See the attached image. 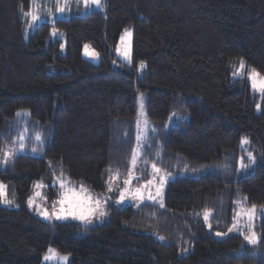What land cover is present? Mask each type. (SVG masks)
I'll list each match as a JSON object with an SVG mask.
<instances>
[{
  "label": "trees",
  "instance_id": "1",
  "mask_svg": "<svg viewBox=\"0 0 264 264\" xmlns=\"http://www.w3.org/2000/svg\"><path fill=\"white\" fill-rule=\"evenodd\" d=\"M48 1L56 4L39 3ZM104 1L103 10L39 22L26 36L30 0H0V146L12 147L20 134L25 143L0 165L16 204L0 205V264H41L48 247L68 254L67 264H262L264 245L216 232L243 196L264 205V107L254 111L249 82L233 75L241 59L264 75V0ZM127 24L129 64L115 54ZM84 44L97 61L81 55ZM138 93L151 131L135 172L144 182L155 163L173 175L163 200L118 206L109 198L98 225L34 215L27 202L38 179L52 195L51 176L61 172L101 191L111 168L120 174L116 189L123 185ZM244 134L256 158L246 170ZM257 228L264 233V216Z\"/></svg>",
  "mask_w": 264,
  "mask_h": 264
},
{
  "label": "snow or ice",
  "instance_id": "2",
  "mask_svg": "<svg viewBox=\"0 0 264 264\" xmlns=\"http://www.w3.org/2000/svg\"><path fill=\"white\" fill-rule=\"evenodd\" d=\"M69 2L70 0H55L56 3L55 12L53 13L52 11H47L46 12L47 17H51L52 22L54 23L57 14L63 16V14H65L66 11H68ZM30 4L33 6L30 9V11L23 13L26 18L30 17V19L27 20L28 28L34 27L37 24V22H39L44 18L41 15H38L41 7L39 0H30ZM83 4L85 7H88L90 5L101 6V0H83ZM125 32L127 35L130 36L129 30H125ZM51 34L52 36H57L58 35L57 29L53 28ZM121 40L122 41L124 40L123 36L121 37ZM61 47H63V45H61ZM88 49L89 46L85 45L86 55H91V56L98 55L97 53H95L94 50L89 52ZM117 51H120V49L118 48ZM123 56L129 61L131 60L130 46L125 47L123 49ZM140 66L141 68L144 67L143 61H141ZM244 67H245L244 61L241 59L240 69L237 72H235L234 75H241ZM247 78L251 83V87L253 91L258 90L262 98H264V78H261L259 73H256L255 69H252L249 72ZM140 99H141V109H142L143 94H141ZM256 107L257 109H260L261 105L257 104ZM137 128H138L137 137H136L137 147L132 150V156L130 160L131 168L128 172V178L123 181L125 187L123 189H120V199L118 202L124 201L127 197H131L138 201H144L145 199L155 201L157 197L161 196L163 185L166 182L168 175H170L167 173L161 175L162 169L157 167V165L153 163L151 165V168L153 170L152 179L147 180L144 185L137 187L134 190L131 191L129 190L131 181L133 179H138V177L134 175V170L137 166L138 159L140 156L139 149L142 148L143 144L146 143L148 139L149 122L147 120H144L143 127H141V122L138 120ZM36 139L39 140L40 137L37 136ZM247 143H249L248 137H241V144H247ZM17 144L18 147L16 146ZM24 149H25V143H24L23 134L18 135L12 147L5 149L3 146H0V165L8 164L15 158V156L19 152L23 151ZM35 150L36 149H33V151ZM157 155H159V153H157ZM255 159L256 158L252 154V152H248L247 153L248 163H245L244 162L245 158L241 157L240 168L242 170L248 169L253 163H255ZM107 171L109 172L108 191L111 192L114 190L112 182L118 180L120 174L118 171L113 173L111 168L107 169ZM157 176H159V186L156 187L155 195H153L151 191V187L154 186V182ZM62 177H63V172H61V177L58 178V182L61 189L65 190L61 193V198L57 202H53L52 205L53 211L51 213H49L47 208H40L39 206H37V211L39 212L40 215L44 216L46 219L49 220L53 218L57 220H66L68 218H72L84 222H91V218L93 216L95 215L104 216L106 214L103 210V205L99 198L94 199L92 196L84 194L87 190L84 187L83 183L80 184L79 191H77L75 187H69L70 181H66ZM33 187L40 188V187H44V185L41 184L40 182H35ZM145 193H147V195H145ZM36 195L39 196L40 193H36ZM0 203H4L7 205H11L13 203L12 200L8 199L7 185L3 184L2 182H0ZM34 203H35L34 198L29 197L28 200L29 206L30 207L33 206ZM56 203H59L60 205L58 210H56ZM246 204H247L246 197L242 201H236L237 210L234 212L233 223L232 226L228 229V232L229 233L233 231L239 232L243 236L244 241L248 245H251L254 248L259 249V246L264 245V233H257V231L255 230L254 221L257 216V213L264 216V206L258 207L257 205L252 204L251 207H246L245 206ZM160 206L163 207V204L161 203ZM203 215H204V220L207 222L209 220L211 212L209 210H205ZM242 218H246L247 220L246 230L245 228L240 226V220ZM209 228H211V224H209ZM227 234L228 233H222V232L216 233V235L218 236H223ZM160 238L164 239V237H160ZM241 247H243V245ZM53 257H56L60 261V264H64V262H66L68 259L67 256H59L54 249L49 248L48 254L45 255L44 260L50 261L53 259ZM262 264H264V261H262Z\"/></svg>",
  "mask_w": 264,
  "mask_h": 264
},
{
  "label": "rangeland",
  "instance_id": "3",
  "mask_svg": "<svg viewBox=\"0 0 264 264\" xmlns=\"http://www.w3.org/2000/svg\"><path fill=\"white\" fill-rule=\"evenodd\" d=\"M40 6L41 7H40V11H39L38 15H41L44 18L42 20H40L39 22H49V21H52V18L51 17H47L46 12L47 11H52L54 13L55 12V6H56V4L52 3L51 1H48L46 3L40 4ZM105 6H106V2L104 0H101V6L90 5L88 7H85L84 6L83 0H70L69 5H68V11H66V13L63 14V16H60L59 14H57L56 19L67 18V17H70L73 14H80V13H82V11L87 10V9L90 10V9L95 8V9L103 10L105 8ZM39 22H37V24L35 26H37ZM34 27L28 28L26 26V31H25L26 32V36H27V33H29V31L32 30ZM125 30H129L130 36L126 34ZM132 32L133 31H132L131 25H128L127 24V26H125L121 30V33H120V35H119V37L117 39V45H116V48H115L116 57H118V59H120L121 61H123L126 64H129V62H131V60H132V54H131V48H132V42H131ZM60 33L61 32H58L59 37H60ZM122 36L124 37V40L123 41L121 40V37ZM61 37H63V36L61 35ZM61 45H63V47H61V50H64L65 49V45H64V39L63 38H62ZM85 45H88V44H84L83 49L81 51V55L87 57L88 59H90L93 62L97 61L99 59V55L91 56V55H86L85 54ZM88 46H89V49H88L89 52H91V51L94 50L93 48H91L90 45H88ZM128 46H130V55H131V60L130 61L123 56V49L125 47H128ZM118 48L120 49V51H117ZM94 51H95V53H97L96 50H94ZM141 61L138 63V68H137V72L139 74H141V72L145 68V64H144V67L141 68V66H140ZM239 69H240V64L235 68V71L234 72H237ZM252 69H254V68L253 67L251 68V67L245 65V67H244L243 72H242L241 75H234V74L233 75L235 77H242L243 76L244 78H246L247 82H249L250 88H251V93L255 95L254 111L255 112H258V111H260L262 109V107H264V98H262V96H261V94H260V92L258 90L257 91H253V89L251 87V83H250L249 79L247 78L249 72ZM255 71H256V73H259V75H260L261 78H264V75H262L259 71H257L256 69H255ZM141 94H143V93H138L137 96H136V98H137V100H136V109H135L136 110V121L139 120L141 122V127H143V121L144 120H147L149 122V130H148V133H149L151 131V124H150V121L147 119L146 112H145V110H146L145 109V101H146V98H145V94H143V100H142L143 108L141 109V99H140ZM257 104H260L261 105V108L260 109H257V107H256ZM172 123H174V119L173 118H169L168 124L171 125ZM136 132H138L137 123H136ZM241 137H247V136L244 134ZM241 137H240L239 145H240L241 150H243V151H242V155L239 158V161H240L241 157H244L245 158L244 162L245 163H248L247 153L248 152H252V154H253V149L250 148V142L247 143V144H241ZM248 140H249V138H248ZM136 147H137V140H136V146H135V148ZM142 148H143V146H142ZM142 148L139 149L140 156L142 155L141 154ZM255 161H256V159H255ZM254 164L255 163H253V165ZM239 166H240V162H239ZM251 167H252V165L250 166V168ZM149 168H150V176H153V170H152L151 167H149ZM243 170H246V169H243ZM137 174L138 173L135 172V170H134V175L136 177L138 176ZM163 174H165V173L164 172H161V175H163ZM59 177H61V176L55 175V176H51V179H50L51 183L55 185V188L52 191V193H54V195H52V194H50L48 192V187L46 186L47 185V181H45L43 179L36 180V182H40L41 184H43L44 187H40V188H34L33 187V192L34 193L31 195V197L34 198L35 203L31 207L29 206L30 209L32 210L33 214L34 215H37L43 221H45V222L47 221L48 223H51V224H53V223H55L57 221L58 222L77 221L79 223L81 222V223H84V224H87V225H98V224H101L102 221L106 218V214L104 216H99V215L93 216L91 218V222H84V221H80L78 219H72V218H68L66 220H57V219L53 218V219L49 220V219H46L44 216H42V215L39 214V212L37 211V206H39L40 208H47L48 211H49V213H51L53 211V207H52L53 202H57L61 198V193L63 191H65L64 189H61V187L59 185V182H58V178ZM172 177H173V175H168L167 180H166V182L163 185L161 196L160 197H157V199L155 201H157V200L158 201H162L163 200L162 197H163L164 191L166 189L167 182ZM62 178L64 180H66V181H70L69 187H75L76 190L79 191V188H80V185L79 184L78 185L75 184L69 178H66V177H62ZM127 178H128V176H127ZM127 178H125V179H127ZM149 179H152V178L149 177L147 180H149ZM147 180H145L144 182H140L137 179H133L131 181L130 189L129 190L131 191V190L136 189L137 187H140V186L144 185ZM108 182H109V180L107 181L106 187L104 188V190H101V191H93V190H89L88 188L85 187L87 191L84 193L85 195L92 196L94 199L95 198H99L101 200V202H102L103 210H104L105 213H107L106 212V205H107V202H108V199L109 198H111V200H114L115 203L118 206H124L125 204H134L135 205V204H139V203H142V202H144V201L147 200V199H145L144 201H138V200H135V199H133L131 197H127L124 201L118 202L119 199H120V189H123L125 187V185L123 183L122 186H118L117 189H116L115 182L113 181L112 184H113V189L114 190L111 191V192H109L108 191ZM3 184H5V183H3ZM157 186H159V176L156 177V180L154 182V186L151 187V191H152L153 195H155V191H156V187ZM7 191H8V199L12 200L13 203L11 205H7V204H4V203H0V205L1 204L2 205H6V206L16 205L13 194H11V195L9 194L10 193V189H8V186H7ZM36 193H40V195L37 196ZM145 195H147V193H145ZM244 198L245 197L243 196L238 201H242ZM150 201H152V200H150ZM27 204H28V202H27ZM251 205L252 204H247L245 206L246 207H251ZM257 206L260 207V206H264V205H257ZM59 207H60L59 203H56V210H58ZM236 210H237V205H236V208L234 209L233 214L231 216L232 217L231 222L228 225L225 226V228H224L225 230L224 231H217V232L228 233L227 235L239 233L237 231H233V232H230V233L228 232V229L232 226V223H233V215H234V212ZM261 217H262L261 214L257 213V216H256L255 221H254L255 230L257 231V233H259V230L257 228V224H258L259 220L261 219ZM209 224L210 223H208V226H209ZM240 226L243 227V228H245V230H246V227H247V220H246V218H242L240 220ZM216 236H218V235H216ZM224 236H226V235L218 236V237H224ZM49 248H52V247H48V250H49ZM52 249H54V248H52ZM48 250H47V252H46L45 255L48 254ZM55 252L59 256H67L68 257L67 261L64 262V264H67L69 262V256H68V254H64V253H60V252L58 253L56 250H55ZM45 255L42 257L43 261H42L41 264H60V261L56 257H53V259L50 260V261H45L44 260Z\"/></svg>",
  "mask_w": 264,
  "mask_h": 264
}]
</instances>
